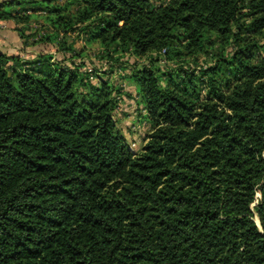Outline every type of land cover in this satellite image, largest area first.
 <instances>
[{"label":"trees","instance_id":"1","mask_svg":"<svg viewBox=\"0 0 264 264\" xmlns=\"http://www.w3.org/2000/svg\"><path fill=\"white\" fill-rule=\"evenodd\" d=\"M0 20L63 57L0 52V264H264V0H9ZM79 39L127 75L77 65Z\"/></svg>","mask_w":264,"mask_h":264},{"label":"rangeland","instance_id":"2","mask_svg":"<svg viewBox=\"0 0 264 264\" xmlns=\"http://www.w3.org/2000/svg\"><path fill=\"white\" fill-rule=\"evenodd\" d=\"M38 23L39 26L43 25L42 19H39ZM33 26L34 24H32V27ZM31 32L32 31H30V33ZM26 33L28 34L29 32ZM74 39V36L70 37L69 42ZM74 47L77 52L83 53L81 58L74 59L77 65L82 63L85 66L84 69H88L89 72L91 70H95L104 79L111 77V81H118V75L121 77L127 75L128 71H124L120 68V66H122L123 63L124 65L128 66L134 60L131 57L129 58V56H125L118 63L108 61L107 59H101L100 47L96 44L88 45L82 39L77 40ZM38 49H40L39 53H42L44 51L48 52L50 47L45 44H41ZM53 57L58 61H62L63 59L62 55L60 54H58L56 57ZM66 59L67 60L65 63H68L69 58L67 57ZM137 63L142 65L144 61L140 60ZM93 83H96V80H93ZM120 83H122L123 90L125 93L130 95V98L124 97L123 100L119 102L118 109L114 115V120L116 121L119 132L125 139L130 150L132 152H138L143 144V138L149 133L150 127L144 118L145 112L143 111L142 106L137 104V95L135 93L134 87L124 81H121ZM254 205H256V203H254L252 206ZM256 220L257 218H255V221Z\"/></svg>","mask_w":264,"mask_h":264},{"label":"crops","instance_id":"3","mask_svg":"<svg viewBox=\"0 0 264 264\" xmlns=\"http://www.w3.org/2000/svg\"><path fill=\"white\" fill-rule=\"evenodd\" d=\"M9 0H0V4ZM41 44L31 47H24L23 40L16 31V25L13 20H0V52L8 56H16L25 61L34 60L41 54H51L57 56L56 49L51 45L48 52L39 53L38 47ZM146 115V113H145Z\"/></svg>","mask_w":264,"mask_h":264},{"label":"water","instance_id":"4","mask_svg":"<svg viewBox=\"0 0 264 264\" xmlns=\"http://www.w3.org/2000/svg\"><path fill=\"white\" fill-rule=\"evenodd\" d=\"M254 222H255V224L257 225V227L260 228V224H259V220H258V218H257V221L254 220Z\"/></svg>","mask_w":264,"mask_h":264},{"label":"bare ground","instance_id":"5","mask_svg":"<svg viewBox=\"0 0 264 264\" xmlns=\"http://www.w3.org/2000/svg\"><path fill=\"white\" fill-rule=\"evenodd\" d=\"M257 221V220H256Z\"/></svg>","mask_w":264,"mask_h":264}]
</instances>
